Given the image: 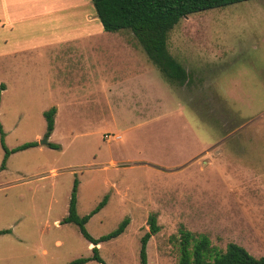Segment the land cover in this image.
<instances>
[{
    "label": "rangeland",
    "instance_id": "374dc122",
    "mask_svg": "<svg viewBox=\"0 0 264 264\" xmlns=\"http://www.w3.org/2000/svg\"><path fill=\"white\" fill-rule=\"evenodd\" d=\"M104 37L89 66L46 67L31 61L2 68L0 124L11 152L0 169V264H71L93 244L67 215L73 181L83 216L98 238L129 223L97 247L106 264H179L210 239L208 259L228 242L264 255V0H244L183 16L168 32L170 53L188 81L166 77L129 29ZM39 61V62H38ZM82 61V60H81ZM80 61V63H81ZM39 64V65H38ZM56 107L48 141L43 112ZM4 149L0 138V165ZM263 253V254H261ZM80 264H99L94 259Z\"/></svg>",
    "mask_w": 264,
    "mask_h": 264
},
{
    "label": "trees",
    "instance_id": "16d2710c",
    "mask_svg": "<svg viewBox=\"0 0 264 264\" xmlns=\"http://www.w3.org/2000/svg\"><path fill=\"white\" fill-rule=\"evenodd\" d=\"M95 8L96 15L101 22L103 29L110 32L129 29L138 39L147 56L157 65L160 71L168 78L179 83L188 81V72L184 66L170 53L167 46V37L170 29L183 16L191 13L222 7L231 3L244 0H91ZM4 88L0 84V93ZM56 107L53 105L43 112L46 122V134H50L54 126V116ZM0 138L4 149V156L0 169L6 166V159L11 152L36 146V142H27L15 148L8 149L4 144L3 131L0 124ZM49 147L57 148L55 143L49 142ZM78 179L73 181V187L69 199L67 215L62 219V223L71 222L78 226L80 233L89 243L93 244L92 255L81 257L71 261V264H80L89 259L96 260L99 264H106L99 255L97 245L103 241L116 237L122 233L129 223V218L125 217L118 226L111 232L98 238L92 237L86 230L85 224L89 218L99 211L106 203L107 196L89 213L79 216L76 211V187ZM148 230L141 237V247L139 252L140 264H146V243L152 234L159 230L156 215L150 214L147 219ZM8 230H0L5 233ZM180 247L179 264H264V256L255 258L247 250L234 243L228 242L225 250L215 254L212 259L206 258L212 250L210 239L199 236L189 249L190 232H183Z\"/></svg>",
    "mask_w": 264,
    "mask_h": 264
},
{
    "label": "crops",
    "instance_id": "0c3cea01",
    "mask_svg": "<svg viewBox=\"0 0 264 264\" xmlns=\"http://www.w3.org/2000/svg\"><path fill=\"white\" fill-rule=\"evenodd\" d=\"M124 30H104L91 0H0L1 67L31 61L32 53L47 68L89 66L91 52L105 50L109 33H117L123 47L135 51L122 38ZM259 231L264 237V224Z\"/></svg>",
    "mask_w": 264,
    "mask_h": 264
},
{
    "label": "water",
    "instance_id": "95a60500",
    "mask_svg": "<svg viewBox=\"0 0 264 264\" xmlns=\"http://www.w3.org/2000/svg\"><path fill=\"white\" fill-rule=\"evenodd\" d=\"M48 135L49 134H46L45 137H44V139L40 141L41 144H46L47 145L49 143V141H48Z\"/></svg>",
    "mask_w": 264,
    "mask_h": 264
}]
</instances>
